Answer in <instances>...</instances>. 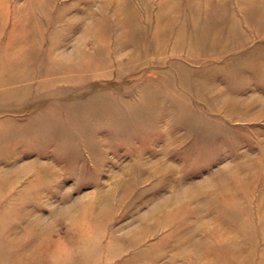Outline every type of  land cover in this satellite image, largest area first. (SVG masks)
Returning <instances> with one entry per match:
<instances>
[{
	"label": "rangeland",
	"instance_id": "374dc122",
	"mask_svg": "<svg viewBox=\"0 0 264 264\" xmlns=\"http://www.w3.org/2000/svg\"><path fill=\"white\" fill-rule=\"evenodd\" d=\"M0 264H264V0H0Z\"/></svg>",
	"mask_w": 264,
	"mask_h": 264
},
{
	"label": "bare ground",
	"instance_id": "6f19581e",
	"mask_svg": "<svg viewBox=\"0 0 264 264\" xmlns=\"http://www.w3.org/2000/svg\"><path fill=\"white\" fill-rule=\"evenodd\" d=\"M163 207H164V205H163ZM162 208V207H161Z\"/></svg>",
	"mask_w": 264,
	"mask_h": 264
}]
</instances>
